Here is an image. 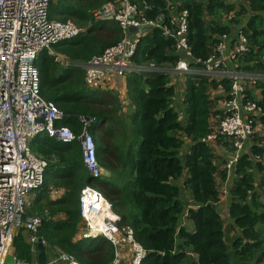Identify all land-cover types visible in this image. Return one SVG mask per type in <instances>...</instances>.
Masks as SVG:
<instances>
[{
  "label": "trees",
  "instance_id": "trees-1",
  "mask_svg": "<svg viewBox=\"0 0 264 264\" xmlns=\"http://www.w3.org/2000/svg\"><path fill=\"white\" fill-rule=\"evenodd\" d=\"M107 1L50 0V19L72 20L84 30L51 46L65 65L48 51L34 64L40 96L62 113L55 125L69 128L74 135L69 144L45 133L29 143L30 151L47 162L38 192L44 195L50 185L64 190L59 199L31 208L41 219L46 253L72 255L80 264L112 261L114 248L105 239L80 235L79 194L89 185L111 204L120 218L118 226L129 227L147 251L141 264L264 263V79L244 81L243 102L255 104L261 112L252 123L257 130L228 176L222 165L232 149L229 142L218 140L229 151L220 157L202 139L225 117L223 107L216 104L229 100L232 80L184 74L182 107L175 106L171 78L180 56L174 40L162 31L177 12L186 11L187 44L192 58L199 60H191L190 67L202 69L201 62L214 54L221 36L230 35L232 26L246 19L240 30L248 49L237 58L234 70L264 77V0H134L143 18L159 21L160 28L150 27L138 38L132 63L153 65L156 71L126 74L127 123L120 117L121 100L112 92L105 100L104 92L88 89L81 67L123 38L117 23L92 20L91 10ZM86 118L93 120L88 131L98 165L110 172L109 178L87 179L78 140L80 120ZM223 189L227 217L219 211ZM185 192L187 200L182 199ZM29 211L26 215L32 214ZM184 215L189 228L179 227ZM233 229L238 233L229 236ZM22 231L13 239L14 256L19 262H35L37 253L31 251Z\"/></svg>",
  "mask_w": 264,
  "mask_h": 264
},
{
  "label": "built area",
  "instance_id": "built-area-1",
  "mask_svg": "<svg viewBox=\"0 0 264 264\" xmlns=\"http://www.w3.org/2000/svg\"><path fill=\"white\" fill-rule=\"evenodd\" d=\"M50 0H0V264L8 255H14L13 239L23 228L28 232L27 242L32 252L36 251L35 236L41 225L37 216L24 218L30 193L38 191L44 183L47 162L30 151L28 142L40 134H48L56 141L69 144L74 140L72 131L55 122L62 113L51 101L40 96L39 73L35 61L43 51L51 54V46L71 39L84 29L71 20L60 22L49 17ZM94 22L112 21L123 33L122 40L107 48L101 55L92 57L84 66V84L90 90H123L126 74L131 71H156L153 65L138 67L132 63L139 36L128 29L159 26L158 22L146 21L134 0H109L91 10ZM187 12H177L162 27L166 38L174 40L175 52L180 56L173 69L174 74H202L232 80L229 100L223 104L225 117L211 127V132L202 139L216 153L225 140L231 152L222 165L231 175L239 156L245 152L252 134L258 128L252 123L260 109L251 102H243L244 81L263 76H251L236 68L237 58L248 49L246 37L239 31L236 39L228 45L229 35H222L215 52L201 62L202 69L190 67L191 56L187 44ZM144 31V32H145ZM235 65L232 70L227 67ZM174 99V98H173ZM83 128L80 142L82 162L92 179L102 176L98 165L93 137L88 131L93 120L81 119ZM51 190V189H50ZM55 191V190H53ZM51 195L57 194L50 192ZM225 189L221 191L219 211L227 217ZM79 215L82 238H103L114 248L110 264H141L147 251L134 239L129 227H120L119 216L111 204L92 186H85L79 194ZM44 244V242H43ZM16 264H38L19 262ZM46 264H80L72 256L57 253ZM264 264V263H260Z\"/></svg>",
  "mask_w": 264,
  "mask_h": 264
},
{
  "label": "crops",
  "instance_id": "crops-1",
  "mask_svg": "<svg viewBox=\"0 0 264 264\" xmlns=\"http://www.w3.org/2000/svg\"><path fill=\"white\" fill-rule=\"evenodd\" d=\"M246 22V19H241L240 20V22H239V26H237V25H233L232 26V31H231V33H230V35H229V42H228V45H229V47L231 48V46H232V41L234 40V39H236V37H237V35H238V33H239V30H240V26H242L244 23ZM241 31V30H240ZM62 56V55H61ZM56 59H57V56H56ZM57 60H59V59H57ZM232 65L231 64H229L228 65V68H232L231 67ZM172 77H174V78H177V75L176 74H174ZM171 84L173 85V86H175L176 87V96L174 97V99H173V103H174V105L175 106H178L179 108H181L182 107V94H183V91H184V80L182 81V83L181 84H177V81H173V82H171ZM101 92H104V97H103V99H105V100H109V98H108V95H107V92H112L113 94H115V95H117V97H118V99H120L121 100V103H122V107H123V109H122V111H121V115H120V117L121 116H123L124 118V121L127 123V121H128V117H127V114L129 113V111H130V106H129V103H128V101H127V99L125 98V96H124V93H125V90H123L122 92H120L118 89H115V90H112V89H108V90H104V91H101ZM122 94H123V96H122ZM212 94H214V93H212ZM253 97L257 100V99H259V91L257 90V91H255L254 93H253ZM218 105H220L221 107H220V109L223 107V103L222 102H220ZM44 135V134H43ZM48 137H49V135L48 134H46ZM31 141V140H30ZM30 141L28 142V146H29V143H30ZM228 150H227V148L226 147H219L218 148V150L216 151V155H218V156H220V157H223V156H225L226 155V152H227ZM229 152V151H228ZM222 159V158H221ZM218 164H220V162H218ZM221 165V164H220ZM89 175L87 174V179L89 180ZM219 184H220V182H218ZM179 185H181V181H179ZM49 189H51V191L50 190H48L47 192H44V195H43V193H40V192H38V191H35V192H32V193H30V195H29V197H28V200H27V204H26V209H25V213H24V218H28V217H33L34 216V213L32 212V210H31V208L32 207H39V206H41V205H43V204H46V202H50V201H53V200H57V199H59L62 195H63V193H64V190L62 189V188H52V185H50L49 186ZM53 190H55V191H53ZM57 191V194H55V195H51L50 194V192H56ZM28 209L32 212V214L31 213H29L28 215H26V210H27V212H28ZM29 211V212H30ZM59 218V217H58ZM81 223H80V228H81ZM19 230H23L22 232H23V234H24V237H25V240H26V242H27V238H28V232L27 231H25L23 228H20ZM28 243V242H27ZM34 253H37V252H34ZM38 254V253H37ZM36 256V255H35ZM46 257H47V260L48 259H51V255L50 254H48V253H46ZM35 262H37V256H36V261Z\"/></svg>",
  "mask_w": 264,
  "mask_h": 264
},
{
  "label": "water",
  "instance_id": "water-1",
  "mask_svg": "<svg viewBox=\"0 0 264 264\" xmlns=\"http://www.w3.org/2000/svg\"><path fill=\"white\" fill-rule=\"evenodd\" d=\"M145 29L143 27L140 28H129L128 31L131 34H136L138 32H143ZM80 66V65H77ZM81 67H84L81 65ZM101 174L103 177L105 178H109L110 177V172H108L106 169H102L101 168ZM35 236L38 238V243L36 246V251H37V263L38 264H46L47 262V257H46V251H45V247L43 244V239H42V234L40 232V227L37 229V232L35 234ZM4 264H16V258L14 255H8L5 259Z\"/></svg>",
  "mask_w": 264,
  "mask_h": 264
},
{
  "label": "rangeland",
  "instance_id": "rangeland-1",
  "mask_svg": "<svg viewBox=\"0 0 264 264\" xmlns=\"http://www.w3.org/2000/svg\"><path fill=\"white\" fill-rule=\"evenodd\" d=\"M72 21V20H71ZM73 22V24L74 25H76V26H78L77 24H76V22H74V21H72ZM110 26H113V23H108ZM79 27V26H78ZM51 54L52 55H54V56H57V59H59L60 61H61V63H63V65H65V63H64V60H63V56H61V55H59V54H56L55 52H51ZM68 63H66V65H67ZM232 65V68H228L229 70H232L234 67H235V65H233V64H231ZM174 75V74H173ZM184 80V78L182 77V76H177V78H174V77H172L171 78V82H173V81H177V84H181L182 83V81ZM117 96V95H116ZM117 99H118V97H117ZM216 107H221L220 105H218V104H216ZM128 122V121H127ZM257 130V129H256ZM219 162V161H218ZM217 162V163H218ZM104 179L105 178H101L99 181H104ZM50 190V189H49ZM51 191V190H50ZM182 199L183 200H187L188 198H187V193L185 192V193H183V196H182ZM223 217H225V215H223ZM181 226H187V228H189L190 226H188L187 224H186V220H185V215L181 218V220H180V224H179V227H181ZM238 233V231L236 230V229H233L232 230V233H230V235L229 236H235L236 234Z\"/></svg>",
  "mask_w": 264,
  "mask_h": 264
},
{
  "label": "clouds",
  "instance_id": "clouds-1",
  "mask_svg": "<svg viewBox=\"0 0 264 264\" xmlns=\"http://www.w3.org/2000/svg\"><path fill=\"white\" fill-rule=\"evenodd\" d=\"M144 31H145V30H144ZM144 31H143V32H144ZM173 74H174V72H173ZM100 168H101V167H100Z\"/></svg>",
  "mask_w": 264,
  "mask_h": 264
}]
</instances>
